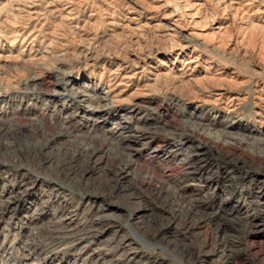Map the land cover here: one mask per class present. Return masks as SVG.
I'll return each mask as SVG.
<instances>
[{
    "label": "rangeland",
    "instance_id": "374dc122",
    "mask_svg": "<svg viewBox=\"0 0 264 264\" xmlns=\"http://www.w3.org/2000/svg\"><path fill=\"white\" fill-rule=\"evenodd\" d=\"M60 1L66 6L70 3L72 9L65 21L43 0H0V8L4 6L0 9V264H212L218 250L192 262L183 248L186 243L212 239L214 224L197 225L185 239L173 230L167 236L155 233L159 215H169L166 202L156 195L157 179L170 174L165 176L167 185L184 183V191L205 201L203 210L235 205L264 213L262 204L252 203L255 195L264 199V149H259L264 147L260 143L264 119L258 120L255 114L252 91L255 81L264 83V38L257 30L253 49L239 42L246 19L264 27V0H236L247 5L243 12H251V16L243 22L237 19L228 33L210 36L208 45L198 37L167 38L153 28L161 14L172 11L176 0H138L159 9L142 11L138 21L142 29L134 32L126 28L133 25L126 20L127 0ZM190 1L203 4L200 22L195 29L186 25L185 31L200 32L202 28L209 32L211 16L230 23L231 12L220 10L227 0ZM6 2L11 6H5ZM189 57L198 58L194 72L176 77ZM133 61L138 62V73L127 85L119 86L120 99L101 100L109 71L122 63L128 67L125 71H131ZM172 61H178V66L171 70ZM204 61L214 67H207ZM218 68L225 79L231 71L238 74L234 87L222 83L229 94L244 96L233 114H228L226 100L212 104L202 93ZM253 74L254 79L245 83V77ZM34 75L37 83L29 80ZM203 76L208 79L202 80ZM196 124L207 125L210 132L204 134ZM60 128L67 135L47 141L39 155L46 135ZM181 128L190 134L185 144L168 133ZM223 132L243 141L236 146L226 144L225 137L217 138ZM81 140L111 146L120 141L121 148H132L133 153L128 157L125 150L124 158L115 159L105 150L87 169L78 160L75 169L82 175L80 188L49 175L47 160L39 167L32 158L37 154L39 159H68L76 155ZM199 143L208 144L206 159L200 163L204 171L178 173L185 156ZM232 153L241 162L248 161L250 172L243 178L224 175L221 156ZM126 158L131 159L132 167L118 187L125 189L121 193L137 192L129 200L118 196L116 189L115 194L109 193L117 184L110 166H118ZM168 165L176 170L167 169ZM144 180L150 181L138 189ZM98 210L107 216L100 225L102 232L95 239L77 242L79 232L68 230L84 226L80 230L84 233ZM238 245L240 264H255L256 258L263 257L264 220L257 232L246 235Z\"/></svg>",
    "mask_w": 264,
    "mask_h": 264
},
{
    "label": "bare ground",
    "instance_id": "6f19581e",
    "mask_svg": "<svg viewBox=\"0 0 264 264\" xmlns=\"http://www.w3.org/2000/svg\"><path fill=\"white\" fill-rule=\"evenodd\" d=\"M64 1L65 0H63V2ZM127 1H129L130 5L128 8L129 9L128 10L129 16L127 15L126 20L128 23L132 22L133 25L131 27L130 25L127 24L126 28L129 27L130 29H133V32H134L135 30H140V28L143 25V24L138 23V21L140 20L139 18H141L140 15L143 14L142 11H150V10L153 11L154 9L157 10L158 6L156 4H152L151 2H145V1H144V3H143V1H138V0H132V1L127 0ZM9 2H8V4H9ZM60 2H62V1H60V0H43V3H45L46 5H49L51 7H55L56 12L55 11L54 12L60 16L59 18L62 17L65 21V18H67L68 16L70 17V14L72 13V11H71L72 9L70 7V3L67 6H66V4L64 5L61 3L63 6L62 7L61 4H59ZM29 3H31V2H29ZM6 4H7V2L5 3V6H6ZM202 4L203 3L196 2V1L191 2L190 0L173 1V7L174 8L172 9V11L165 12V13L161 14L160 19H158L154 25L152 24V26L155 30L160 31L162 36H167V38L172 37V36L173 37L174 36H184L185 38L190 37V36L198 37V38H200V40H202L204 45H208V41H209L210 36L213 38V37H219L222 34L228 33L229 27L231 25H233L232 23H234L237 19H240L243 22V20L245 21L246 18L249 19V17L251 16V12H250V15L246 11L243 12V9H245V7L247 5L245 6V4H243L240 1L238 2L236 0H227V1H223L221 3L220 10L223 13H225L227 11L231 12V14L230 13L228 14L229 16L231 15L230 16V19H231L230 23L229 22H222V21L215 19L211 16V19H209L211 21L209 32H205V33L202 32L203 30H205L202 28H201L200 32L196 31V30L195 31L194 30L189 31V32L185 31L186 25L188 26V24H190V25L192 24L191 27L193 26V28L195 29L196 25L200 22V20H199V18H200L199 17V7ZM46 5H45V7H46ZM2 6H1V8H2ZM29 8H31V7H29ZM162 8H163V5H162ZM52 9H54V8H52ZM245 10H247V8ZM50 11L52 12V10H50ZM64 12L66 14L63 15ZM58 15H56V16H58ZM62 18H61V21H62ZM249 21L250 20L247 21V19H246V22L244 23V25L242 27V32H241L242 35L240 34L241 36H240L239 42H241L242 44L245 43L246 46L251 45V47L253 49L255 47V44H253L252 42L258 36L257 30L260 31V33H261L260 35H262V38H264V27L257 25V24H254L253 22L251 24V23H249ZM261 25H263V24H261ZM158 36H160V35H158ZM179 53L180 52H178V54ZM88 58L90 60V58H92V57H88ZM197 62H198L197 57H189V58L184 59L183 62L181 63L182 68L178 69L179 72H178V75H176V77L180 78V77L185 76V74H186L185 72H187V71H189V73L186 75L192 74V72H194V70H195L194 68L196 67ZM204 62L207 64V67H210V68L214 67L212 62H210V61H204ZM177 63H178V61H172L170 69L172 70V69L177 68V66H178ZM133 65H134L135 70L130 69L131 71H129V70L125 71V70H127L128 67L125 65V63H124V65L122 63V64H118V66L114 70L109 71V76H107V78L108 77H110V78L106 82V85H105L106 87H105V91L103 92V95L99 97L101 100H103V101L104 100H109V101L111 100L112 102L113 101L115 102V101H118L120 99V94L122 93V91L118 90L119 86L126 84L129 80H131L134 77V75H136L138 73V71L136 70L137 68H139L138 62L133 61ZM218 69L219 70L215 71V73L213 74V75H216V77H214V76L212 78L209 77V79L207 78L208 76L202 77V80L208 79V81H209L211 79L210 81H212V83L209 86H206L203 88L202 93L205 97H207L206 101L211 102L212 104L218 103L222 100H226L225 104L227 106V112H228V114H231V113L233 114L234 110L237 107V105L239 104V102L244 99V96L240 95V94H236V95L235 94H233V95L229 94L228 90H226V88H225L226 85H223L222 83L226 82L228 85L227 87H229V88L232 86L234 87L235 85H237L235 80L238 77V74L236 73V71H231L230 74L226 75L229 79H225L224 77L220 76L223 74V70H220V68H218ZM58 70H61V68H59ZM159 75L160 74L155 75V79H153V80H156L159 77ZM254 76H256V75L253 74V76H248V77L246 76L245 80H244L245 83L248 81H252V79H254ZM257 77H255V78H257ZM197 79H200V78H197ZM29 80L31 82L37 83L38 77L34 75ZM99 81H100V79H99ZM98 84H99V82H98ZM146 86H149V85L147 84ZM86 88L91 89L89 86ZM252 91L254 92V95H255L254 98L256 100V102L253 103L254 105H256V108H257L255 111V114L258 117V120L264 119V83L261 82V84H260L257 81H255L254 82V89ZM137 92H136V94H137ZM133 94H134V92H133ZM133 94H131V95H133ZM197 126L199 127L200 131L204 132V134H205V132L209 131V128H207L208 127L207 125H206L207 127L205 125H202V124L197 125ZM182 127H184V126H182ZM187 130L188 129L181 128L180 131L178 130V131H173V132H168V133H169L171 139H174V140L178 139L180 141V144H185V143L189 142V140H190L189 139L190 134L187 132ZM208 133H206V134L208 135ZM61 135H67V133L65 131H62L61 128L57 132H55V133L53 132L52 134H49V136L46 135L47 138H46V140L44 139L45 140L44 143L42 145H40V148L38 150V154L40 155V153H41L42 149L44 148V146L46 145L47 141H49L51 139L55 140L58 136H61ZM222 137H225L224 142H226V144L235 145V146L238 145L239 143H241V140H242L240 137L232 135L230 133H226V132L221 133L217 138H222ZM90 140H91V138H90ZM119 142L120 141H116L115 145L111 146V145L106 144V143L96 144L92 141L84 142V140H81L78 144L79 145L78 149L76 148V151H77L76 155H74V156L72 155V157H70L68 159L64 158L63 156H62L63 157L62 159H61V157H60V159H55V158L54 159H52V158H41V159H39L37 157V154H34L32 158H33V160L37 161V165L39 167L43 166V162L45 160H47V162L49 163V166H47L46 168L48 169L49 175H52L53 177H56L59 180L62 179L65 181H69V182H71L72 185L78 186V188H80L82 186V182H81L82 181V175L78 176V172L75 169V166L77 164L75 165V163L78 160L79 161L82 160L87 165V166L85 165V167L87 169V168H89L88 164L90 162L94 163L95 157L99 153H101L105 150H110L109 153H111L112 158H115V159L118 158L119 156L124 158L123 154H125V153H123L122 151L126 152L127 150H128L127 151L128 153L126 156H128V157L131 156L133 153L132 152L133 149L132 148H128V149L121 148L118 145ZM260 143H262V145L264 146V138L261 139ZM207 145L205 143H199V145L194 146L193 150L190 151V153L187 156H185L182 163L180 164V167L177 168V172L178 173L181 172L180 174H183L184 176L188 175V174H193L195 172L197 174L203 172L204 170H203L202 165H200V163L206 159L205 158L206 157V151L208 149ZM180 148L181 147H179L178 150ZM259 149L261 150V152H263L262 150L264 149V147H262V149L261 148H259ZM218 153H220V152H218ZM221 159H222L223 163L226 165L225 166L226 169L224 170L225 176L236 175V177H238V178L239 177L243 178L244 176H246L250 172L249 171L250 167L247 165L248 161L243 160L241 162L240 158L239 159L234 158L233 153L231 156L229 154L223 155V156H221ZM131 167H132V161L129 158L123 159V163L118 164V166H110L111 172H113L114 176L117 177V184L113 185L114 187L111 188L109 193L113 194L114 190L116 189L115 191H116L118 196L121 194V196L123 195V197H126L128 200L134 199V198H136V196H138L136 191H131V192H128L127 194L121 193V191H124L125 189H122L123 187L121 189L118 187V186H120V184H121L120 181L125 176V173H127L131 169ZM167 169H169L171 171L176 170V169H173V167H171L170 165H168ZM168 175H170V174H168ZM168 175L164 174V175H162L161 178L157 179L156 195H157V197H159L160 200H163L164 203L166 202L167 211L169 212L168 213L169 215L168 216L161 215V214L159 215V225L156 226L155 233L157 235H164L165 236L166 233L171 232V230H173L172 232H175V234L178 235V237L180 239H185L191 233L193 228L196 227L197 225H199V224H209L210 225L212 223V224H214V229L211 228L213 230V232H212L213 238L212 239L208 240V238H206L205 240L200 241V242L195 243V244L194 243H186L185 244V248H183V249H184V252L188 255L189 260L194 262L198 258H200L201 254H205L206 258L210 257L209 256L210 254H212L218 250L217 258L212 261V264H231V263L232 264H240L238 259L241 256L242 252H241V248L239 247L238 244H239V242H241L242 239H244V237L246 235L250 234L251 232H257V230L260 229V221L264 220V213H262V214L258 213L257 214L252 210H251L252 212H249L247 210H241V209H239L238 206L234 207L235 205L232 207L224 206L222 209H216L215 208L216 210H214V211L203 210V207L205 208V204H206L205 201L195 197L193 194H190V193L188 194L187 191H184V188H185L184 183H174L170 186L167 185V181H166L165 176H168ZM232 179H234V178H232ZM149 181L144 180L142 183H138L137 188L140 186H143L144 184H148ZM86 192H88V190ZM82 193H84V192H82ZM90 194L94 195V196L96 195L95 192L94 193L90 192L89 195ZM262 197H263L262 195L261 196L257 195V197L255 195V199L253 198V200H252L253 205L256 206L258 204H262L264 206V199ZM97 209H95V210H97ZM101 212H102L101 210L100 211L98 210V212L95 213L94 219H92L90 224L88 223L89 225H88V227L86 226L87 228L84 230L85 231L84 233L83 232L80 233L81 232L80 230L84 226L80 230H76L73 228L71 230H68V229H66V230H68L69 233H78L79 232L75 238V240L77 242L78 241L80 242L81 240L95 239L102 232V230L100 228L101 223H104L107 220V216ZM227 221H230V222H227ZM103 226H104V224H103ZM70 236H72V235H70ZM254 261H255V264H264V256L258 257ZM146 264H151V263L147 262ZM152 264H158V263L153 262ZM243 264H250V263H243Z\"/></svg>",
    "mask_w": 264,
    "mask_h": 264
}]
</instances>
